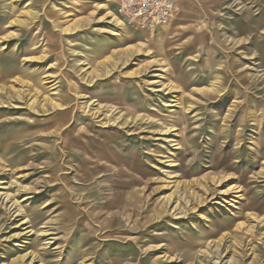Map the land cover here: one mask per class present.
Here are the masks:
<instances>
[{
    "label": "rangeland",
    "instance_id": "obj_1",
    "mask_svg": "<svg viewBox=\"0 0 264 264\" xmlns=\"http://www.w3.org/2000/svg\"><path fill=\"white\" fill-rule=\"evenodd\" d=\"M121 1L0 0V264H264V0Z\"/></svg>",
    "mask_w": 264,
    "mask_h": 264
},
{
    "label": "built area",
    "instance_id": "obj_2",
    "mask_svg": "<svg viewBox=\"0 0 264 264\" xmlns=\"http://www.w3.org/2000/svg\"><path fill=\"white\" fill-rule=\"evenodd\" d=\"M119 12L124 21L140 30L168 24L174 17L177 0H122Z\"/></svg>",
    "mask_w": 264,
    "mask_h": 264
},
{
    "label": "bare ground",
    "instance_id": "obj_3",
    "mask_svg": "<svg viewBox=\"0 0 264 264\" xmlns=\"http://www.w3.org/2000/svg\"><path fill=\"white\" fill-rule=\"evenodd\" d=\"M191 245H192V243H191ZM189 246V245H188ZM193 248V247H192ZM137 250H138V248H137ZM140 253V252H139ZM150 253H148V254H146V256H142V257H140V260H139V262L141 263V264H146V261H147V259L149 258H147V256L149 255ZM18 264V263H17Z\"/></svg>",
    "mask_w": 264,
    "mask_h": 264
}]
</instances>
